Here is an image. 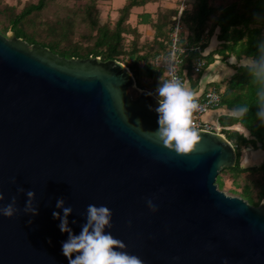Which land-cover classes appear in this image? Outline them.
<instances>
[{"label": "water", "instance_id": "obj_1", "mask_svg": "<svg viewBox=\"0 0 264 264\" xmlns=\"http://www.w3.org/2000/svg\"><path fill=\"white\" fill-rule=\"evenodd\" d=\"M13 34H0V206L16 196L20 211L0 215V264H68L58 199L72 208L74 235L89 204L108 207L105 232L143 264H264V201L217 184L237 165L227 137L199 130L197 150L179 156L148 135L159 98L138 89L125 63L68 59ZM29 190L35 216L23 211Z\"/></svg>", "mask_w": 264, "mask_h": 264}, {"label": "trees", "instance_id": "obj_2", "mask_svg": "<svg viewBox=\"0 0 264 264\" xmlns=\"http://www.w3.org/2000/svg\"><path fill=\"white\" fill-rule=\"evenodd\" d=\"M55 1L39 0L37 4L27 6L20 14L13 13L12 8L11 17L8 20L9 25L4 31L10 29L18 38H22L30 45L40 44L52 50L51 52L68 59L98 57L102 61L117 60L125 63L133 73L138 89L149 90L158 97L156 90L161 79H163V72L154 66V59L149 62L146 54L140 55L143 48L139 47L137 31L128 24L131 10L134 7L157 0H128L124 8L119 10V18L113 24L108 22L109 19L102 21L96 15L93 17L91 9L86 10L91 30L96 32L94 46L90 49L62 48L61 41L54 40L45 43L36 40L35 36L27 32L25 26L30 23L28 17L34 13L42 12L50 3ZM188 2L189 0L186 1L182 16L184 34L188 45L199 47L204 51L208 47V43L205 42L206 37H212L219 30L218 39L222 48L205 57L206 68L215 61V55H221L226 59L228 52L241 63L244 59L256 57L259 54V47L264 44V0H233L226 6H214L213 0H194L191 8H189ZM179 9L180 7L167 12L165 14L167 16L163 15L164 18L161 22L153 23L157 31L156 44L163 46L159 51L160 53L167 49L168 36L166 32L164 33V28L168 26V18L172 20L178 14ZM142 17L145 18V21L140 19L142 24H146V21L151 19L150 15H142ZM112 25L114 27H111ZM130 36L133 38L128 41L127 38ZM159 38L162 39L159 40ZM126 42L128 46H126ZM199 56V53L196 52L188 53L185 56L181 71L191 74L194 61ZM128 59L131 60V63ZM235 71L222 93V107L234 111L239 107L248 105L249 111L245 116L243 114L236 116L232 113L223 115L221 122L224 127L241 124L248 130L249 136L246 137L244 132L241 133L239 130L225 131L227 139L236 146L237 165L233 168H224L217 179V184L222 190L225 187L222 175L229 174L233 185L237 189H242L241 197L251 205L258 207L264 201V162L258 166L246 168L242 166L241 161L244 147H252L254 150L264 149V123L257 117L258 109L253 104V96L249 89L250 77L247 70L241 64L235 67ZM246 174H249V177H244ZM254 194H257L256 198Z\"/></svg>", "mask_w": 264, "mask_h": 264}, {"label": "clouds", "instance_id": "obj_3", "mask_svg": "<svg viewBox=\"0 0 264 264\" xmlns=\"http://www.w3.org/2000/svg\"><path fill=\"white\" fill-rule=\"evenodd\" d=\"M246 60L247 63L243 64V67L250 77L249 89L253 96V104L258 109L257 117L264 123V44L259 47V54L256 57ZM168 75V79H161L156 90L159 98V107L156 108L158 128L148 135L177 155L188 156L197 150L201 142L200 131L194 121V114L201 110V105L196 93L186 87L174 72L170 70ZM248 111V105L234 110L235 113L244 116ZM12 182L15 183V179ZM17 192L24 193L25 189L20 187ZM26 196L24 213L37 215V210L33 206L35 193L29 190ZM4 199L3 193L0 192V202ZM146 203L151 212L157 211L152 199H148ZM16 205L17 197L12 196L10 203L0 206V215L13 218L20 211ZM56 208L61 209L63 215L54 211L53 218L60 220L58 225L60 231L68 234V239L62 243V252L68 259V264H143L138 256L130 255L124 250L126 245L122 241L105 232L106 228L112 226V212L108 207L89 204L86 223L81 226L79 235H74L69 227L68 217L72 213V208L65 207L63 199L57 200Z\"/></svg>", "mask_w": 264, "mask_h": 264}, {"label": "rangeland", "instance_id": "obj_4", "mask_svg": "<svg viewBox=\"0 0 264 264\" xmlns=\"http://www.w3.org/2000/svg\"><path fill=\"white\" fill-rule=\"evenodd\" d=\"M38 1L0 0V34L8 38L14 36L10 29L6 32L4 31L9 25L8 20L11 17L12 8L14 10L13 13L20 14L27 6L37 4ZM189 1L190 4L194 2V0ZM232 1L213 0L212 3L214 6H226ZM112 7L113 5L111 6L110 0H56L50 3L42 12L34 13L28 17L30 23L26 24L25 28L38 41L49 43L55 40L61 41L62 48L90 49L94 46L96 32L91 30L86 10L91 9L93 17L96 15L102 21L109 19L108 22L113 24L108 16V13L111 14V10H113ZM111 27L114 26L112 25ZM130 39L132 38H127L128 41ZM126 46H128L127 42ZM129 61L131 63V60ZM130 93L133 97H138L137 91L131 90ZM252 151H255L252 147H244L242 149V166L247 168L261 164L260 162L249 163L251 162L250 157L253 155ZM260 155L264 156V150ZM252 157L254 158V156ZM244 177H249V174H246ZM222 178L225 182V187L222 191L228 196L242 198V189H237L233 185L230 175L227 173L223 174ZM254 197L256 198L257 194H254Z\"/></svg>", "mask_w": 264, "mask_h": 264}, {"label": "crops", "instance_id": "obj_5", "mask_svg": "<svg viewBox=\"0 0 264 264\" xmlns=\"http://www.w3.org/2000/svg\"><path fill=\"white\" fill-rule=\"evenodd\" d=\"M127 1L128 0H110L111 6L113 5L112 7L113 10H111L112 11L111 14L108 13V16L110 17L113 23H115L118 20L119 10L124 8ZM186 1L188 0H157L154 2H149L143 6L134 7L131 10V15L128 24L132 29L137 31L139 47L141 49L143 48L142 52H140V55L144 56L146 54V56L149 59V62L153 61L152 59H154V57L160 53L159 52L160 49L163 48L162 45L156 44L157 31L156 28L153 26V23L157 24L158 21L161 22L164 16H167L165 15L167 12L176 10L179 7L181 8L183 5L185 7ZM188 6L189 8H191L190 1L188 2ZM142 15H150L151 19H148L146 21V24H142L140 23V19L145 21V18L142 17ZM172 28H173V19L171 20V18H168V26L164 28V33L166 32L168 36V39L166 41L167 45L169 42V37ZM218 34H219V30H217L212 37H206L205 42L208 43V47L205 48L204 51L201 50V53H199L200 56L205 58L211 53H215V51H218L220 50V48H222V44L218 39ZM130 37L133 38L132 36ZM160 39L162 38H159V40ZM226 55H227L226 59H224L223 56L221 55H215V61L212 64H210V66L206 68L204 71H202L200 74H195L194 71H192L191 74L190 73L188 74L187 72H184L182 74L183 75L182 82L186 87H188L190 90L196 93L198 101H201L205 92L211 90L212 88L218 89L223 93L226 88L225 84L228 83V81L236 72L235 67L246 63L245 59L244 61L239 63L238 60L234 56L230 55L228 52L226 53ZM161 71L163 72V70ZM162 77L163 79H167L164 72ZM231 113L236 116L239 115L234 111H230L225 107H221L219 109L209 111L208 113H206V115L202 117V120L205 121V123L208 122L215 125L220 124L224 129L223 133L225 135H226L225 133L226 130H232V131L239 130L241 131V133L243 131L244 132L243 134L246 137H248L249 136L248 130L245 129L241 124H237L233 127H224L222 125L221 117L223 115L231 114ZM263 150L264 149L252 151L253 155H251L250 157L251 162L249 163L250 164L258 163V162L263 163L264 156L260 155ZM252 156H254V158Z\"/></svg>", "mask_w": 264, "mask_h": 264}, {"label": "built area", "instance_id": "obj_6", "mask_svg": "<svg viewBox=\"0 0 264 264\" xmlns=\"http://www.w3.org/2000/svg\"><path fill=\"white\" fill-rule=\"evenodd\" d=\"M184 5L179 9L178 14L173 18V28L169 37L167 49L159 53L154 58L155 67L163 70L167 79L169 78L170 70L174 72L179 79L183 80V73L181 71L184 66V59L188 53H201L199 47H193L186 43V36L184 34V25L182 23V16L184 12ZM207 62L205 58L199 56L194 61L193 71L195 74H200L206 69ZM201 110L194 114V121L201 131L218 133L226 137L223 133L224 129L220 124H211L202 120V117L209 111H213L222 107V92L218 89L212 88L205 92L201 101ZM232 143V142H231ZM233 144V143H232ZM234 145V144H233ZM236 148V146L234 145Z\"/></svg>", "mask_w": 264, "mask_h": 264}]
</instances>
